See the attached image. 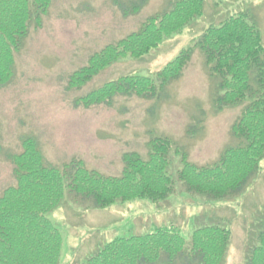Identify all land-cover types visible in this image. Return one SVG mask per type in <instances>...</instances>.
<instances>
[{
  "label": "rangeland",
  "instance_id": "rangeland-1",
  "mask_svg": "<svg viewBox=\"0 0 264 264\" xmlns=\"http://www.w3.org/2000/svg\"><path fill=\"white\" fill-rule=\"evenodd\" d=\"M169 6V0H149L141 13L125 18L111 0H53L42 29H32L16 55L12 83L0 89V196L16 183L9 157L22 151L26 137L38 141L52 167L80 160L87 169L109 177L122 174L125 153L146 158L153 137L171 139L200 167L214 164L235 144L231 128L242 108L215 110L217 82L199 50L183 77L169 87L165 100L117 97L111 107H74L78 97L122 76L154 77L205 29L241 12L255 18L264 44V0H205L204 15L157 50L111 65L80 90L67 89L70 75L86 66L94 53L139 31L148 18ZM198 122L201 129L188 134ZM180 168L179 159L172 156L168 174L175 179V192L158 205L135 200L98 210L66 198L48 214L63 236L60 264H85L115 238L151 233L170 224L181 229L188 246L199 227L228 228L231 242L224 264H245L250 233L264 219V160L254 183L230 200L188 194L177 180Z\"/></svg>",
  "mask_w": 264,
  "mask_h": 264
},
{
  "label": "trees",
  "instance_id": "trees-1",
  "mask_svg": "<svg viewBox=\"0 0 264 264\" xmlns=\"http://www.w3.org/2000/svg\"><path fill=\"white\" fill-rule=\"evenodd\" d=\"M127 18L139 14L149 0H111ZM53 0H0V89L15 76L16 55L32 29L43 27ZM169 9L148 18L139 31L94 53L88 64L68 79V90H80L103 70L127 58H142L157 50L204 15L205 0H169ZM196 50L204 56L216 79V111L241 107L231 128L233 146L210 166H197L187 152L167 137H153L144 158L122 156L119 177L89 170L80 160L62 167L48 165L32 137L22 140V151L9 157L15 185L0 196V264H60L63 236L48 218L68 198L88 208L104 210L118 203L148 200L160 204L175 192L168 169L172 156L181 168L177 180L188 194L207 200L240 196L259 177L264 160V44L261 30L249 12H241L212 25L169 61L154 77L122 76L74 100V107H111L117 97L165 100L179 81ZM198 122L188 134L201 129ZM3 151L0 132V154ZM258 225V224H257ZM245 264H264V219L250 233ZM231 231L221 225L197 228L188 246L173 224L153 232L115 238L90 256L85 264H224Z\"/></svg>",
  "mask_w": 264,
  "mask_h": 264
}]
</instances>
